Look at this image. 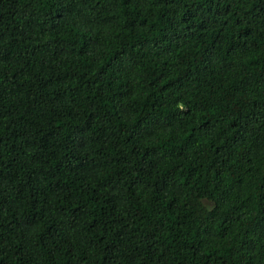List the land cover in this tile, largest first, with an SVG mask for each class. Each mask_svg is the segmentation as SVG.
I'll list each match as a JSON object with an SVG mask.
<instances>
[{"label":"trees","instance_id":"obj_1","mask_svg":"<svg viewBox=\"0 0 264 264\" xmlns=\"http://www.w3.org/2000/svg\"><path fill=\"white\" fill-rule=\"evenodd\" d=\"M0 264H264V0H0Z\"/></svg>","mask_w":264,"mask_h":264}]
</instances>
